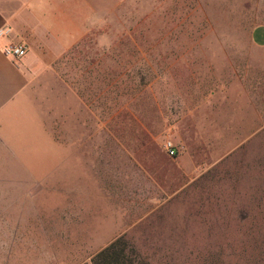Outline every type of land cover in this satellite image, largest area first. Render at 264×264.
<instances>
[{
    "label": "rangeland",
    "instance_id": "374dc122",
    "mask_svg": "<svg viewBox=\"0 0 264 264\" xmlns=\"http://www.w3.org/2000/svg\"><path fill=\"white\" fill-rule=\"evenodd\" d=\"M256 24H264V0H123L47 71L59 85L43 116L30 111L9 124L23 169L36 182L42 174L49 194L55 186L81 190L82 178L70 179L74 160L75 168L96 162L110 211L151 214L122 236L118 257L95 258L90 251L106 247H82V255L45 260L264 264V50L250 39ZM29 191L40 201V191Z\"/></svg>",
    "mask_w": 264,
    "mask_h": 264
},
{
    "label": "crops",
    "instance_id": "0c3cea01",
    "mask_svg": "<svg viewBox=\"0 0 264 264\" xmlns=\"http://www.w3.org/2000/svg\"><path fill=\"white\" fill-rule=\"evenodd\" d=\"M122 2L0 0V264H53L44 257H59V251L82 255V247H107L151 214L110 211L101 167L84 159L78 168L74 160L69 177L71 182L82 178L81 190L55 186L44 193L42 174L36 182L23 169L22 145L14 141L9 126L19 115L30 117V111L43 116V101H52L48 97L52 92L58 95L59 85L47 71L57 69L60 59ZM250 39L254 49L264 50V24L252 27ZM18 43L26 44L25 55L6 53L8 45ZM50 148L57 156L54 172L59 145ZM30 189L40 191V201Z\"/></svg>",
    "mask_w": 264,
    "mask_h": 264
},
{
    "label": "built area",
    "instance_id": "2783aa9c",
    "mask_svg": "<svg viewBox=\"0 0 264 264\" xmlns=\"http://www.w3.org/2000/svg\"><path fill=\"white\" fill-rule=\"evenodd\" d=\"M27 49L28 48H27L26 44H23V43L11 44V45L7 46L6 53L11 54L13 56L20 57V56H23L26 54ZM163 146L170 156H174L178 152V149H177L175 143L170 139L166 140L164 142Z\"/></svg>",
    "mask_w": 264,
    "mask_h": 264
},
{
    "label": "trees",
    "instance_id": "16d2710c",
    "mask_svg": "<svg viewBox=\"0 0 264 264\" xmlns=\"http://www.w3.org/2000/svg\"><path fill=\"white\" fill-rule=\"evenodd\" d=\"M121 238H118L115 242H113L111 245L107 246L105 249H103L101 252H99L95 258L97 257H118L117 255L119 253L116 252L115 247L119 244L121 241ZM94 258V262H97V260Z\"/></svg>",
    "mask_w": 264,
    "mask_h": 264
}]
</instances>
